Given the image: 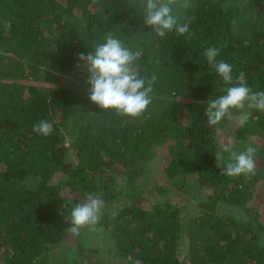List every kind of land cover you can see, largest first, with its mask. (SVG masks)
Segmentation results:
<instances>
[{
    "label": "trees",
    "instance_id": "1",
    "mask_svg": "<svg viewBox=\"0 0 264 264\" xmlns=\"http://www.w3.org/2000/svg\"><path fill=\"white\" fill-rule=\"evenodd\" d=\"M173 14L189 32L161 38L142 0H0V264H264V111L231 109L215 126L204 115L228 86L210 46L233 83L243 71L264 90V0H178ZM109 32L142 50L140 76L158 77L142 116L89 99L78 56ZM41 119L51 135L33 131ZM221 142L255 147V173L221 175ZM88 194L104 209L76 235L71 211ZM89 232L114 259L98 258Z\"/></svg>",
    "mask_w": 264,
    "mask_h": 264
},
{
    "label": "clouds",
    "instance_id": "2",
    "mask_svg": "<svg viewBox=\"0 0 264 264\" xmlns=\"http://www.w3.org/2000/svg\"><path fill=\"white\" fill-rule=\"evenodd\" d=\"M178 0H142L144 6V24L153 27V31L161 38L173 30L183 35L189 32L190 21L181 23L173 14V7ZM188 7V3H183ZM194 19V17L192 18ZM6 22V27H10ZM87 54L80 53L79 61L84 62L88 73L87 84L89 99L104 110L114 109L117 114L130 117L142 116L152 102L153 85L158 77L152 75L140 76L136 70V61L142 56V50L133 51L122 41L109 32L104 41L91 48ZM220 49L208 47L204 56L209 66L222 78L227 87L224 95L209 98L204 109L210 125L219 124L231 109H256L264 111V90L254 91L249 87L245 72H239L233 83L232 66L224 60L217 61ZM79 66V65H78ZM250 114L241 111L239 123L247 124ZM33 131L43 136L53 132V124L47 119H41L33 125ZM215 157L221 175L238 176L254 174L257 149L251 144L242 151L233 149L231 143L221 142L216 147ZM224 153H228L225 160ZM104 201L88 194L86 199L76 204L71 211V227L69 232L79 235L81 229L95 230L101 219ZM116 213H113L115 216Z\"/></svg>",
    "mask_w": 264,
    "mask_h": 264
},
{
    "label": "rangeland",
    "instance_id": "3",
    "mask_svg": "<svg viewBox=\"0 0 264 264\" xmlns=\"http://www.w3.org/2000/svg\"><path fill=\"white\" fill-rule=\"evenodd\" d=\"M247 19V18H246ZM235 29L237 30L238 29V23H236L235 25ZM221 133H222V136L224 137L225 136V139L226 138V134L224 132V130L222 131L221 130ZM164 160H165V154L164 152L161 153L160 152V149H159V157H158V160L156 161V164H157V167H159V169L161 170L162 169V164L164 163ZM259 204H262V202H264V196L261 197L260 199H258L257 201ZM263 205V204H262ZM264 208V207H262ZM101 235V234H100ZM100 236L96 234V232H89L87 235H86V241L88 243V245L90 247H93V248H98L101 252H100V255L98 258H102L104 260H109V259H114L115 257L114 256H110V254L106 251V245H103L102 244V241L99 240ZM77 249L76 247H73V249H71V251H69V255L72 257V260L73 259H76L77 256H78V253H77ZM58 255V254H57ZM61 257V256H60ZM76 257V258H75ZM59 258V257H58ZM57 258V259H58Z\"/></svg>",
    "mask_w": 264,
    "mask_h": 264
}]
</instances>
